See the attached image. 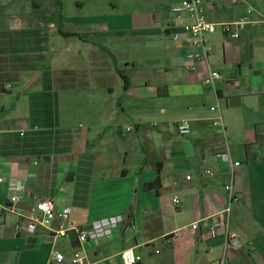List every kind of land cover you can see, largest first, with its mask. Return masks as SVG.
<instances>
[{
	"label": "crops",
	"instance_id": "1",
	"mask_svg": "<svg viewBox=\"0 0 264 264\" xmlns=\"http://www.w3.org/2000/svg\"><path fill=\"white\" fill-rule=\"evenodd\" d=\"M176 1L156 4L146 24L113 27L98 11L87 22L65 16L61 0H0V204L18 191L17 210L31 216L38 199L53 197L84 228L123 215L113 234L84 243L86 264H123L121 252L131 247L140 264H207L224 256L230 264L240 256L264 263V0H207V16L217 25L205 36L208 57L194 62L187 56L201 48L190 45L176 20ZM244 16L254 22L239 29V38L225 34L224 23ZM121 36L125 50L116 52ZM212 70L222 74L214 86L205 82ZM116 74L128 109L148 111L155 100L154 115L126 129L135 128L139 145L119 140L129 110L114 101ZM97 87L95 110H61L63 93ZM78 115L92 118L91 126H75ZM218 116L223 127L214 124ZM182 119L191 123L188 135L177 132ZM226 150L242 165L223 161L218 154ZM138 152L140 166L132 172ZM159 167L157 194L143 186ZM228 205L229 231L239 236L229 248ZM56 226L32 231L28 217L8 213L0 225V264H72L57 262L53 250L71 257L80 246L76 232L54 240Z\"/></svg>",
	"mask_w": 264,
	"mask_h": 264
},
{
	"label": "built area",
	"instance_id": "2",
	"mask_svg": "<svg viewBox=\"0 0 264 264\" xmlns=\"http://www.w3.org/2000/svg\"><path fill=\"white\" fill-rule=\"evenodd\" d=\"M206 2L207 0H179L172 5V11L176 17V20L183 22L190 45L201 48L199 51L191 52L187 56L188 60L192 62L208 57L209 51L205 46V36L208 33L215 31L217 25L207 16ZM250 12H252V8L247 10L248 14ZM252 22L254 21L249 20L248 16H244L234 22L224 23L222 26L225 34L233 38H239V29ZM260 22H264V18H262ZM174 37L178 39L180 38V34L175 33ZM221 78L222 74L219 71L212 70L206 77L205 82L208 85L214 86L215 81ZM212 110H216V107H212ZM221 118V116H218V118L215 119L214 124L223 127ZM176 129L180 135H188L192 131V126L188 119H182L176 122ZM218 155L223 161L231 162L232 166L234 167L242 165L240 161H233L230 152L227 150L219 152ZM187 178L190 179L191 176L188 175ZM0 180H2L1 177ZM226 187L230 194V200L232 201L235 198L233 180H230ZM17 192H14L10 195L7 204H0V225L6 222L8 213L14 212L19 217H28L29 228L32 231L38 226L47 228L51 227L52 222L57 221V226L52 227L51 229L54 240L69 239L71 237V233L76 232L77 240L80 246L74 247L72 249L71 257H68L67 253L61 249L55 248L53 250V257L59 263L69 259L72 264H86L87 258L82 251L84 243L89 240H94L113 234L115 229H117L119 225L124 222V216L117 214L96 219L92 222V225L89 228L79 227L74 225L70 220L72 209L70 207L58 208L56 200L53 197L38 199L36 204L37 212L31 216H26L22 212H19L16 208V205L21 201V195ZM173 200L176 204L179 203L178 197H175ZM224 211L226 213L225 226L228 230L227 246L229 248L232 246V244L238 242L239 236L238 234L229 231V217L232 211L231 205H228ZM193 228H198V223L193 224ZM17 229H20V226H17ZM212 230L215 232V227L212 228ZM173 234L177 236L179 235V232L176 231ZM121 258L123 264H140L142 261L141 255L136 253L132 247L124 249L121 252ZM207 264H230V260L229 257L224 256L214 262Z\"/></svg>",
	"mask_w": 264,
	"mask_h": 264
},
{
	"label": "rangeland",
	"instance_id": "3",
	"mask_svg": "<svg viewBox=\"0 0 264 264\" xmlns=\"http://www.w3.org/2000/svg\"><path fill=\"white\" fill-rule=\"evenodd\" d=\"M57 1V0H56ZM63 3V14L65 16H68L69 18L74 17H80L82 18V21L87 22V16L88 14L92 12H99L100 14V21L101 22H109L112 24L113 27L115 26H124V25H143L146 24V20L148 21L150 19L149 16L146 15V12H153L152 8L155 7L156 4L159 2L170 3V0H61ZM80 3H82L83 9L80 8ZM111 4L114 5L113 8H111ZM72 22V20H70ZM79 21V20H78ZM136 23V24H135ZM86 24V23H85ZM86 26V25H85ZM124 39L123 36H121L119 39L116 40V52H122L125 50V48L119 46L122 44V40ZM71 47L77 49L76 40H72V44H70ZM117 57H122L121 53H116ZM72 64V63H70ZM74 64V62H73ZM123 82V79L120 75H115V78L113 79V83L115 86V92H116V99L114 101L120 102L123 104V107L126 110H129L126 115L122 117V121L120 122L118 129L119 133L123 138L121 139H128L131 141L136 142L139 145V141H141V138L137 136V131L133 130V132L127 131V127H134V123L137 121L139 117H150L153 116L155 112H150V110L154 109L155 106V100L151 99L149 104L153 107H148V111L146 110V107L144 109H128L130 104H125V100L121 96V83ZM103 89V87H102ZM102 90L100 87H97V91H91V90H69L68 92H65L62 94V103H61V110H95V107H97V101L98 97L100 96ZM97 96V97H96ZM61 101V100H60ZM162 110H158L157 117H161ZM164 117V116H163ZM91 122L88 119L82 120V117L78 115V118L74 120L75 126H80V123L85 125L86 127L91 126ZM157 123V120L155 118L151 119V125L153 123ZM148 127V126H147ZM81 128V127H80ZM149 128V127H148ZM93 135L95 136L97 134L96 127L93 128L92 131ZM107 140V139H105ZM120 145V144H119ZM140 158V152H138V155L134 154V164L131 165L132 172L137 171V169L140 166L139 162ZM117 164H119L117 162ZM103 171V170H101ZM180 219L187 220L188 216L186 214H183L180 216ZM235 230V228H232ZM230 230V229H229ZM239 241V239H238ZM241 242V240H240ZM252 245V244H251ZM257 245H260L256 242L254 243L249 250H253L257 247ZM247 263V264H264L257 256H250V257H243L240 256L237 259V264L240 263Z\"/></svg>",
	"mask_w": 264,
	"mask_h": 264
},
{
	"label": "trees",
	"instance_id": "4",
	"mask_svg": "<svg viewBox=\"0 0 264 264\" xmlns=\"http://www.w3.org/2000/svg\"><path fill=\"white\" fill-rule=\"evenodd\" d=\"M124 79L126 78L124 77ZM162 186L163 185H162V177H161V167H159L158 175L155 178V180L145 183L143 187L145 190H154L157 194H160L162 190Z\"/></svg>",
	"mask_w": 264,
	"mask_h": 264
},
{
	"label": "water",
	"instance_id": "5",
	"mask_svg": "<svg viewBox=\"0 0 264 264\" xmlns=\"http://www.w3.org/2000/svg\"><path fill=\"white\" fill-rule=\"evenodd\" d=\"M46 160H49V157H45Z\"/></svg>",
	"mask_w": 264,
	"mask_h": 264
}]
</instances>
